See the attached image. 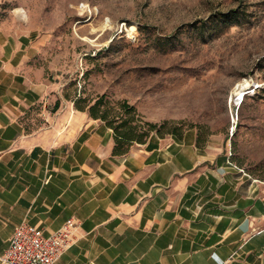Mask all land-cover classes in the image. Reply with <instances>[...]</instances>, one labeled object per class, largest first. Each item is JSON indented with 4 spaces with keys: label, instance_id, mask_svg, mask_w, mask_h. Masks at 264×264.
Segmentation results:
<instances>
[{
    "label": "crops",
    "instance_id": "obj_1",
    "mask_svg": "<svg viewBox=\"0 0 264 264\" xmlns=\"http://www.w3.org/2000/svg\"><path fill=\"white\" fill-rule=\"evenodd\" d=\"M24 27L0 19V255L22 220L50 234L74 217L54 264H264V182L223 137L153 132L115 154L113 129L88 115L58 137L26 132L53 85Z\"/></svg>",
    "mask_w": 264,
    "mask_h": 264
},
{
    "label": "rangeland",
    "instance_id": "obj_2",
    "mask_svg": "<svg viewBox=\"0 0 264 264\" xmlns=\"http://www.w3.org/2000/svg\"><path fill=\"white\" fill-rule=\"evenodd\" d=\"M0 19L38 34L34 65L53 85L26 132L58 137L94 102L117 119L126 103L134 123L223 137L264 181V0H0Z\"/></svg>",
    "mask_w": 264,
    "mask_h": 264
},
{
    "label": "built area",
    "instance_id": "obj_3",
    "mask_svg": "<svg viewBox=\"0 0 264 264\" xmlns=\"http://www.w3.org/2000/svg\"><path fill=\"white\" fill-rule=\"evenodd\" d=\"M80 5L90 17L92 7L85 2ZM109 20L106 17V21ZM255 180L264 182L256 177ZM78 225V220L71 217L54 232L45 234L40 226L24 219L16 225L9 244L0 255V264H54L73 244Z\"/></svg>",
    "mask_w": 264,
    "mask_h": 264
},
{
    "label": "trees",
    "instance_id": "obj_4",
    "mask_svg": "<svg viewBox=\"0 0 264 264\" xmlns=\"http://www.w3.org/2000/svg\"><path fill=\"white\" fill-rule=\"evenodd\" d=\"M75 102L78 108L85 109L84 106L78 103L79 98H75ZM99 106L100 101H96L89 105L87 110L91 117L104 120L106 124L113 129L115 138L113 152L115 154H124L128 152L133 143L145 142L153 132L160 135L165 133L181 135L185 131L182 129L181 125L170 120H165L161 123L146 121V125L139 122L134 123L133 120L138 114L134 105L124 103L122 107L125 109L126 115L125 117H123V115L121 117L119 116L120 118L118 119L116 116L119 114L111 117L106 109L102 110ZM206 139H204L198 131V142L205 141Z\"/></svg>",
    "mask_w": 264,
    "mask_h": 264
}]
</instances>
